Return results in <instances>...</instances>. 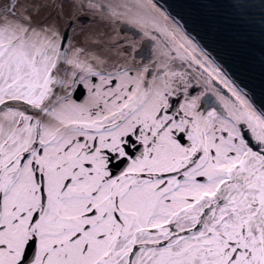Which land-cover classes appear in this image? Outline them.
Returning a JSON list of instances; mask_svg holds the SVG:
<instances>
[{
    "label": "snow or ice",
    "instance_id": "snow-or-ice-1",
    "mask_svg": "<svg viewBox=\"0 0 264 264\" xmlns=\"http://www.w3.org/2000/svg\"><path fill=\"white\" fill-rule=\"evenodd\" d=\"M187 7L264 85V0ZM185 23L0 0V264H264V98Z\"/></svg>",
    "mask_w": 264,
    "mask_h": 264
},
{
    "label": "water",
    "instance_id": "water-1",
    "mask_svg": "<svg viewBox=\"0 0 264 264\" xmlns=\"http://www.w3.org/2000/svg\"><path fill=\"white\" fill-rule=\"evenodd\" d=\"M162 5L168 7L175 13H179L186 22L184 27L195 36L197 40L211 52L214 48L216 51L212 54L224 64L225 68L237 81H243L250 89H255L257 98H264V85L261 84L258 66L251 69L240 57V55L227 45L216 33L210 30L201 15L188 8L187 5L197 3L199 0H158ZM94 23V22H91ZM91 23H86L87 26ZM211 45V47H209ZM223 57V59H221ZM226 61V63H225ZM231 65V67H229ZM216 87L223 89V86L216 82ZM225 94L227 90L224 89Z\"/></svg>",
    "mask_w": 264,
    "mask_h": 264
},
{
    "label": "flooded vegetation",
    "instance_id": "flooded-vegetation-1",
    "mask_svg": "<svg viewBox=\"0 0 264 264\" xmlns=\"http://www.w3.org/2000/svg\"><path fill=\"white\" fill-rule=\"evenodd\" d=\"M108 27L112 31L116 30L115 25H109ZM86 29L98 34V39L93 43V47L96 51V54L101 56H109L110 52L105 47H102L103 45H106L109 42V31H106L105 27L101 24ZM120 32H124L125 34H127L126 29L124 27L120 28ZM117 35H119V33H117ZM129 38L132 37L129 36ZM207 95L210 96L212 99H215L213 93L209 92L207 93Z\"/></svg>",
    "mask_w": 264,
    "mask_h": 264
}]
</instances>
